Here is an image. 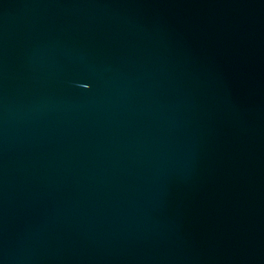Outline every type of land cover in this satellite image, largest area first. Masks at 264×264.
I'll return each instance as SVG.
<instances>
[{"label":"water","instance_id":"1","mask_svg":"<svg viewBox=\"0 0 264 264\" xmlns=\"http://www.w3.org/2000/svg\"><path fill=\"white\" fill-rule=\"evenodd\" d=\"M0 264H264V0H0Z\"/></svg>","mask_w":264,"mask_h":264}]
</instances>
